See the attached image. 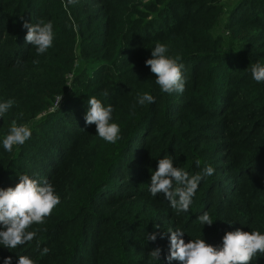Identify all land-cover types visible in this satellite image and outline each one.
<instances>
[{"label":"trees","instance_id":"1","mask_svg":"<svg viewBox=\"0 0 264 264\" xmlns=\"http://www.w3.org/2000/svg\"><path fill=\"white\" fill-rule=\"evenodd\" d=\"M66 2L0 0V102L14 100L0 117V188L26 174L60 197L28 229L37 232L32 241L0 245V264L20 255L34 264H180L165 259L169 228L214 247L227 231L264 234V82L250 72L264 63V0ZM41 20L52 21L55 36L37 55L23 23ZM157 42L181 57L182 93L161 91L145 65ZM145 92L154 102L140 105ZM92 96L114 109L115 144L85 125ZM12 120L32 134L7 152ZM164 156L189 175L214 169L186 213L149 191ZM205 211L211 226L198 220ZM157 247L158 261L149 254ZM251 264H264V255Z\"/></svg>","mask_w":264,"mask_h":264},{"label":"clouds","instance_id":"2","mask_svg":"<svg viewBox=\"0 0 264 264\" xmlns=\"http://www.w3.org/2000/svg\"><path fill=\"white\" fill-rule=\"evenodd\" d=\"M76 0H67L63 4L65 9ZM27 29L24 37L25 43L35 47L37 55L45 53L52 47L54 31L52 21L43 20L36 24L24 22ZM167 46L157 42L151 49V58L145 61L155 76V83L165 93H182L185 81L182 75L183 64L179 55H167ZM38 64V60L33 61ZM252 78L257 82H264V63L256 62L250 66ZM108 95L107 91L104 93ZM154 97L145 92L138 98V103H153ZM61 100V98H60ZM60 102V101H59ZM14 100L8 99L0 102V117H3L13 106ZM87 111L84 116L85 125H95L96 135L108 143L115 144L120 137V126L112 122L114 111L111 105L104 106L95 96L87 100ZM59 107V104H58ZM22 115V114H21ZM31 128L27 124H18L12 120L6 136L3 138V148L12 152L14 146L23 145L31 138ZM197 165L200 161H196ZM214 169L205 165L203 169L189 175L183 168L173 166V158L164 156L158 160L156 170L150 176L149 191L155 197L163 194L170 206L179 212H188L192 198L200 181L212 176ZM60 203L53 185L44 180L41 184L26 174L19 176L15 187L0 188V245L7 249H14L19 245L32 241L36 231H28L31 225L43 224L45 218L50 216L53 209ZM202 225L213 224V219L207 211L198 217ZM169 249L165 259L168 262L177 260L180 264H251L258 254L264 255V234L259 231H227L222 237V243L214 247L202 238L190 239L187 243L182 239L184 232L169 228L167 230ZM161 238L165 233H160ZM156 233L147 234V240L155 241ZM49 248L42 250V255L48 254ZM150 256L159 260L161 249L159 247L149 252ZM3 264H12L11 257H5ZM16 264H34L26 255H20Z\"/></svg>","mask_w":264,"mask_h":264}]
</instances>
